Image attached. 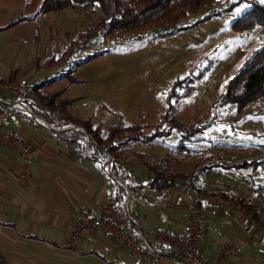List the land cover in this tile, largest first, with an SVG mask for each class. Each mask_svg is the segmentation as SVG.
Returning a JSON list of instances; mask_svg holds the SVG:
<instances>
[{
	"label": "rangeland",
	"instance_id": "1",
	"mask_svg": "<svg viewBox=\"0 0 264 264\" xmlns=\"http://www.w3.org/2000/svg\"><path fill=\"white\" fill-rule=\"evenodd\" d=\"M41 1L0 0V77L7 78L12 68L20 69L22 77L33 79L27 84L21 82L26 85L61 77L44 92L61 90L56 103L69 100L67 110L73 115L91 116L107 126L144 120L150 126L148 133L159 122L173 83L191 77L192 94L181 99L175 114L183 134L211 120L215 123L190 135L192 140L185 142L204 149L192 148L188 158L176 155L182 158L183 169L188 170L186 163L194 157H202L201 152L208 154L196 163L223 160L217 158L222 151L216 154L220 147L232 152L226 156L229 162L264 158V98L240 109L218 104L228 80L236 75L247 55L264 44V27L243 32L231 28L247 4L228 11L238 0H222L211 10L190 15L177 25L107 36L96 28L103 18L98 5L89 9L77 5L38 15ZM208 14L211 16L204 19ZM11 22L15 23L9 25ZM91 29L88 37L86 33ZM169 124L165 121V129ZM182 132L175 133L169 143L180 138ZM191 170L182 175L188 176ZM219 175L230 176L227 181L235 186L229 191L252 201L264 218V171L207 173ZM187 176L184 179L191 180V175ZM252 229H256L264 247V226ZM229 235L236 232L232 230Z\"/></svg>",
	"mask_w": 264,
	"mask_h": 264
},
{
	"label": "crops",
	"instance_id": "2",
	"mask_svg": "<svg viewBox=\"0 0 264 264\" xmlns=\"http://www.w3.org/2000/svg\"><path fill=\"white\" fill-rule=\"evenodd\" d=\"M12 70H18L21 74L20 83L27 84L33 80L22 77L23 72L18 68H12L10 72ZM52 78L55 77L37 80L34 85ZM59 79L61 77L44 87L42 94L48 93L47 90L44 92L45 88ZM11 96L12 86L0 84V97ZM24 100L29 103L33 113L16 110L15 118L5 127L24 141L32 142L35 154L25 160L18 151L0 145V264H144L130 254L124 243L101 231H94L85 237L78 257L60 249L68 231L78 222L82 212L93 216L102 215L109 206L123 205L125 195L116 180L105 170L108 160L102 159L101 154L86 143L89 137L83 129L73 124L51 125L43 118L45 124L42 117L34 112L41 107L37 95L33 94ZM73 116L89 119L93 129L100 125L103 138L108 136L110 126L117 123L107 126L93 120L91 116ZM138 122L146 123L144 120ZM74 131L84 134L85 139L74 135ZM178 132L173 131L149 143L136 141L122 145L118 149V161H114L109 153L112 157L111 170L114 168L118 176L112 175L128 192V209L133 225L144 236L158 228L172 230L181 236L187 233L180 190L185 177L180 176L193 169L197 165L196 161L208 152H201L202 157H194L191 163H186L188 170L183 169L182 158L176 157L179 152L173 151L181 137L169 143ZM67 141L72 143L68 145ZM93 144L97 146L95 141ZM186 146V152H180L185 158L192 155V148L204 149ZM102 151L107 158L108 152ZM217 153H221L217 158L223 157L221 159L225 161L228 160L226 156L232 154L222 147ZM153 161H159L169 168L177 179L175 187L160 191L148 187L154 177L149 167ZM208 171L202 174L196 184L192 182L197 206L207 222L203 251L208 255L222 243L235 240L241 243L242 249L240 253L229 257L228 264H264L262 238H258L256 229H252L255 225L250 224L249 218L232 205L231 197L236 195L229 191L235 186L227 181L230 176H207ZM223 194L227 197L224 198ZM235 213H239L240 217ZM232 230L236 235H229Z\"/></svg>",
	"mask_w": 264,
	"mask_h": 264
},
{
	"label": "trees",
	"instance_id": "3",
	"mask_svg": "<svg viewBox=\"0 0 264 264\" xmlns=\"http://www.w3.org/2000/svg\"><path fill=\"white\" fill-rule=\"evenodd\" d=\"M222 0H42L37 11L38 15H44L52 11H59L68 8H75L77 5L89 9L98 5L103 18L96 28L100 29L105 35H125L135 34L160 28L166 25H177L182 23L190 15H195L203 11L211 10L215 3ZM247 4L246 9L232 22L233 30L243 32L250 31L259 27H264V2L262 0H238L231 5L227 10L231 11L241 4ZM208 14L204 19L209 18ZM11 22L9 25L14 24ZM183 27L179 26L178 29ZM95 29V28H94ZM93 29L89 30L88 37L92 35ZM76 51V50H75ZM74 51V52H75ZM72 52V51H69ZM73 52V53H74ZM95 54V53H94ZM67 55V52L64 53ZM79 62L76 63V66ZM21 74L18 70H12L7 79H0L2 86H13L18 82ZM57 77L36 84L34 94L40 100L41 107L34 110L49 124L63 126L73 124L86 129L96 142L95 146L90 138H86V143L94 147L96 153L101 154L102 159H107L103 155L102 150H106L113 157L114 161H118V149L122 145L131 142L149 143L157 138L170 135L173 131L182 132L181 123L176 118V110L181 104V99L190 97L193 91L194 81L191 77H186L182 80H177L169 91L164 100V111L155 125L153 132L148 133L149 125L143 124H125L122 121L110 126L109 134L106 138L101 136V126L93 129L89 119L83 120L74 117L68 110L69 100L56 103L57 97L61 94V90H54L50 93L42 94V89L49 86ZM264 98V44L259 48L252 50L246 57L245 62L230 80H228L224 91L218 99L220 106L235 105L238 109L247 104L255 103ZM264 112V111H262ZM165 121L169 124L168 129L164 127ZM214 120L209 124L201 126L193 130L190 134H182L180 140L176 143L173 151L186 152V141L192 140L190 135L195 136V132L200 129H205L214 125ZM76 136H81L85 139V135L78 131H74ZM68 145L72 141H67ZM197 163L191 170V180L196 184L201 179L202 174L210 169H228L235 170L238 173L248 170L264 171V158L260 160H243L239 163H233L225 160L212 161L206 164ZM153 172V179L148 184V187L160 191L169 187H175L177 179L172 173L159 161H153L149 164ZM111 173L117 177V173L112 168ZM187 175H181L183 178ZM224 198L227 196L223 194ZM232 205L239 209L245 216L248 222L256 226H264V218H262L260 210L255 204L242 197L232 196Z\"/></svg>",
	"mask_w": 264,
	"mask_h": 264
},
{
	"label": "built area",
	"instance_id": "4",
	"mask_svg": "<svg viewBox=\"0 0 264 264\" xmlns=\"http://www.w3.org/2000/svg\"><path fill=\"white\" fill-rule=\"evenodd\" d=\"M34 88L35 85L16 82L12 86L10 98L0 97V145L18 151L25 160L33 157L35 145L30 141H24L5 126L15 118L16 110L33 113L29 103L24 99L34 94ZM107 160L111 170L112 157L109 153ZM105 170L108 173L106 165ZM122 188L125 195L123 205L109 206L99 216L82 212L78 222L68 231L60 249L78 257L85 237L94 231H101L124 243L130 254L144 264H228L231 255L241 252L240 242L228 241L222 243L212 253L205 254L202 244L206 220L197 206L190 179H184L180 185L184 201V220L187 226V233L184 236L163 228L151 231L148 236L140 234L138 228L133 225L128 209V192L123 186Z\"/></svg>",
	"mask_w": 264,
	"mask_h": 264
},
{
	"label": "water",
	"instance_id": "5",
	"mask_svg": "<svg viewBox=\"0 0 264 264\" xmlns=\"http://www.w3.org/2000/svg\"><path fill=\"white\" fill-rule=\"evenodd\" d=\"M36 117H37V116H36ZM42 119H43V118H42ZM73 126H74V125H73ZM76 127L83 129L84 133L87 134V136L93 141L91 135H90V134H89L84 128L79 127V126H76ZM93 142H94V141H93ZM106 168H107L108 174H109L110 176H112V178H114V180H116V182L118 183V185L120 186V188L123 189L121 183H120V182H119V181H118V180L112 175L111 170H110V166H109V162L106 163ZM123 192H124V191H123Z\"/></svg>",
	"mask_w": 264,
	"mask_h": 264
},
{
	"label": "bare ground",
	"instance_id": "6",
	"mask_svg": "<svg viewBox=\"0 0 264 264\" xmlns=\"http://www.w3.org/2000/svg\"><path fill=\"white\" fill-rule=\"evenodd\" d=\"M41 120V119H40ZM42 121L45 123V121L42 119ZM46 124V123H45Z\"/></svg>",
	"mask_w": 264,
	"mask_h": 264
},
{
	"label": "snow or ice",
	"instance_id": "7",
	"mask_svg": "<svg viewBox=\"0 0 264 264\" xmlns=\"http://www.w3.org/2000/svg\"><path fill=\"white\" fill-rule=\"evenodd\" d=\"M262 2H264V0H262Z\"/></svg>",
	"mask_w": 264,
	"mask_h": 264
}]
</instances>
